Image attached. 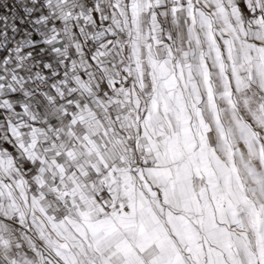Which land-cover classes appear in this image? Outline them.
Returning a JSON list of instances; mask_svg holds the SVG:
<instances>
[{
    "label": "snow or ice",
    "instance_id": "snow-or-ice-1",
    "mask_svg": "<svg viewBox=\"0 0 264 264\" xmlns=\"http://www.w3.org/2000/svg\"><path fill=\"white\" fill-rule=\"evenodd\" d=\"M0 264H264V0H0Z\"/></svg>",
    "mask_w": 264,
    "mask_h": 264
}]
</instances>
